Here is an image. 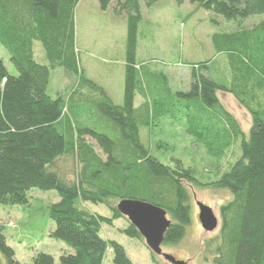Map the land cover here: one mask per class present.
<instances>
[{
    "label": "trees",
    "instance_id": "1",
    "mask_svg": "<svg viewBox=\"0 0 264 264\" xmlns=\"http://www.w3.org/2000/svg\"><path fill=\"white\" fill-rule=\"evenodd\" d=\"M159 1L144 0V5ZM173 1L239 26L211 38L215 53L226 58L228 83L212 80L204 62L192 65L188 91H172L166 75L136 60L140 1L97 0L100 11L111 5L114 16L126 20L122 100L116 104L86 76L77 58L74 13L81 0H0V45L17 73L9 75L0 60V206H26L33 189L55 191L59 201L46 208L54 225L49 237L70 250L58 264H102L107 250L112 264H133L120 244L101 236L104 225L128 222L117 209L123 200L163 209L171 224L162 245L179 243L192 221L186 184L231 194L219 207L217 233L203 243L212 264H264V22L241 28L246 19L264 15V0ZM35 43L47 65L35 61ZM59 68L73 81L65 95L51 97L52 72ZM218 92L232 96L249 114L247 136ZM166 120L212 160L232 154L236 144L240 157L215 182L200 183L189 168L180 162L164 165L142 144L140 131ZM67 164L69 172L62 168ZM85 205L103 206L109 216L91 213ZM121 233L144 242L129 222ZM0 264H19L3 225ZM30 264L56 262L37 253Z\"/></svg>",
    "mask_w": 264,
    "mask_h": 264
},
{
    "label": "rangeland",
    "instance_id": "2",
    "mask_svg": "<svg viewBox=\"0 0 264 264\" xmlns=\"http://www.w3.org/2000/svg\"><path fill=\"white\" fill-rule=\"evenodd\" d=\"M140 5L142 20L138 28L137 59L166 75L172 91H188L192 65L204 62H209V77L212 80L228 83L226 58L215 53L211 38L214 34L236 32L239 26L235 22L188 2L178 6L173 0H160L151 8H146L144 0H140ZM262 22L264 15L250 17L241 28L251 29ZM74 23L77 58L82 69L98 85L108 91L112 89L110 98L118 104V99H121L118 92L123 84L126 20L114 16L112 8L107 12L100 11L97 0H83L74 13ZM34 59L39 64H48L38 43L34 45ZM0 60L9 75H17L9 55L1 45ZM71 81L73 76L64 69H56L52 72L48 94L51 97L56 93L65 95ZM217 95L247 136L251 124L249 114L229 94L218 92ZM140 103L141 99L137 97L135 106ZM140 137L151 156L170 167L180 162L192 171L193 178L200 183L215 182L240 157V149L236 144L231 149L232 154L229 153L219 161L212 160L201 146L194 143L191 136L168 120L152 129L141 130ZM62 168L69 172L68 164ZM186 186L191 196V225L179 243L162 245L161 249L164 254L184 261L185 264H212L211 257L203 253V243L212 238L218 229L210 233L202 229L197 205L201 203L208 206L219 221V207L231 199V194L226 190L191 187L189 184ZM28 196L26 206H0V225L6 227L7 244L14 250L19 264H30L37 253L51 255L58 264L59 257L67 247L49 237L54 225L47 219L46 208L58 202L59 197L55 191L37 189L31 190ZM90 208L101 216H109V211L103 206ZM127 226L125 219L115 221L112 227L104 225L101 236L120 244L133 264H154L144 242L130 239L121 233ZM155 260L157 264H169L160 256H156ZM102 264H112L111 250H107Z\"/></svg>",
    "mask_w": 264,
    "mask_h": 264
},
{
    "label": "water",
    "instance_id": "3",
    "mask_svg": "<svg viewBox=\"0 0 264 264\" xmlns=\"http://www.w3.org/2000/svg\"><path fill=\"white\" fill-rule=\"evenodd\" d=\"M197 207L202 229L208 233L218 229L219 221L212 210L201 203ZM117 209L139 232L145 246L152 254L162 257L169 264H185L184 261L176 260L173 256L162 252L164 235L171 224L163 209L138 200H123L118 203Z\"/></svg>",
    "mask_w": 264,
    "mask_h": 264
},
{
    "label": "crops",
    "instance_id": "4",
    "mask_svg": "<svg viewBox=\"0 0 264 264\" xmlns=\"http://www.w3.org/2000/svg\"><path fill=\"white\" fill-rule=\"evenodd\" d=\"M82 1L83 0H81V2H80V4L82 3ZM115 0H112V3L114 2ZM140 1V0H139ZM80 4H79V7H80ZM98 5V4H97ZM111 9V5H110V7L107 9V11H109ZM107 11H105V12H107ZM35 45V44H34ZM77 45V44H76ZM76 48H77V46H76ZM78 50V49H77ZM33 51H34V47H33ZM137 57H138V47H137V53H136V60H137V62H145V61H142V60H138L137 59ZM84 70V69H83ZM120 82H121V77H120ZM106 89V88H105ZM122 90H123V84L121 83V90L118 92V95H119V97L122 99ZM106 91H107V93H108V95L109 96H111L110 94H112L113 93V91H112V89H110L109 91L106 89ZM121 99H118L119 100V103L121 102ZM113 100V99H112ZM85 207L87 208V209H89V211L91 212V213H94V214H98L95 210H92L90 207H93L92 205H85ZM99 215V214H98ZM65 250V253L66 252H70V250L68 249V248H65L64 249Z\"/></svg>",
    "mask_w": 264,
    "mask_h": 264
},
{
    "label": "bare ground",
    "instance_id": "5",
    "mask_svg": "<svg viewBox=\"0 0 264 264\" xmlns=\"http://www.w3.org/2000/svg\"><path fill=\"white\" fill-rule=\"evenodd\" d=\"M103 217H105V216H103Z\"/></svg>",
    "mask_w": 264,
    "mask_h": 264
},
{
    "label": "flooded vegetation",
    "instance_id": "6",
    "mask_svg": "<svg viewBox=\"0 0 264 264\" xmlns=\"http://www.w3.org/2000/svg\"><path fill=\"white\" fill-rule=\"evenodd\" d=\"M199 211V210H198Z\"/></svg>",
    "mask_w": 264,
    "mask_h": 264
}]
</instances>
